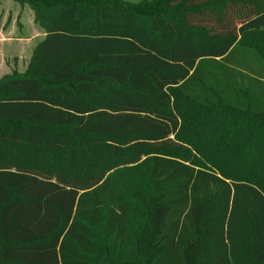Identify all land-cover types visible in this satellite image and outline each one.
<instances>
[{
    "label": "trees",
    "instance_id": "1",
    "mask_svg": "<svg viewBox=\"0 0 264 264\" xmlns=\"http://www.w3.org/2000/svg\"><path fill=\"white\" fill-rule=\"evenodd\" d=\"M15 1L46 35L0 79V264H264V111L203 89L264 0Z\"/></svg>",
    "mask_w": 264,
    "mask_h": 264
},
{
    "label": "rangeland",
    "instance_id": "2",
    "mask_svg": "<svg viewBox=\"0 0 264 264\" xmlns=\"http://www.w3.org/2000/svg\"><path fill=\"white\" fill-rule=\"evenodd\" d=\"M15 1V0H14ZM93 1V0H89ZM108 2L122 1L128 6L135 8L136 10L151 14L157 11L167 10V3L170 0H102ZM85 2V0H80ZM13 4L10 2L5 9L9 8ZM31 8L28 3L22 4ZM1 9V7H0ZM32 9V8H31ZM11 14L15 11L9 9ZM33 10V9H32ZM14 16L10 17L7 25L10 27L13 24ZM6 24L5 19L0 20V79L11 75L12 73L23 74L28 68L31 51L26 49L25 51H16V46L13 41L15 35L19 31L18 29L23 26L22 24L18 28L15 26L9 30L8 37L1 34L2 26ZM38 29L42 32V28L38 25ZM8 30V29H7ZM44 31V30H43ZM6 33V32H5ZM45 37V36H44ZM42 37V40L44 39ZM41 40V41H42ZM239 58H244L243 63H227L224 60L217 61H205L203 63V70L205 71V78L203 79L205 85L203 89L215 94L216 99H222L225 103L228 101L232 106L238 108H247L248 104L253 106L257 111H264V59L261 58L258 53L261 49H264V32H249L242 36ZM225 69V70H224ZM206 91V92H207ZM201 93V92H200ZM219 119H222L223 115H217ZM111 181L105 185V191L107 195H110V189H116L118 195L124 194L125 196L134 201L137 196L131 191L124 189L127 183L131 182V179L138 180L139 183L144 185V179L141 175H133L124 170L119 172H111L109 174ZM129 179V181H128ZM128 181V182H127ZM145 187V186H141ZM138 205V211L135 213V217L140 220H145L149 223V219L146 215L149 214V210L144 207L140 200ZM144 212L145 216L140 213ZM125 251H129L125 248Z\"/></svg>",
    "mask_w": 264,
    "mask_h": 264
},
{
    "label": "crops",
    "instance_id": "3",
    "mask_svg": "<svg viewBox=\"0 0 264 264\" xmlns=\"http://www.w3.org/2000/svg\"><path fill=\"white\" fill-rule=\"evenodd\" d=\"M12 3L13 5L9 8L5 9L6 5L9 3ZM0 20L5 19L6 24H4L1 28L4 36L8 37L9 30H11L15 26H18V32L16 33L15 40L13 41L14 45L17 47L16 51H25L26 49H29L31 51L30 59L32 57L33 51L36 48V46L41 42L42 37L46 35V33L42 30L38 29V24L35 22V13L34 11L28 7L27 5H22L19 2H16L14 0H0ZM9 9H12L15 11L13 14H11L12 11ZM14 16L13 24L9 27L7 23H9L10 17ZM11 28V29H9ZM8 29V30H7ZM6 32V33H5ZM30 61V60H29Z\"/></svg>",
    "mask_w": 264,
    "mask_h": 264
}]
</instances>
